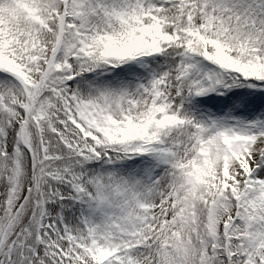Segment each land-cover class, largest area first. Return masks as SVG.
<instances>
[{"label":"snow or ice","instance_id":"obj_1","mask_svg":"<svg viewBox=\"0 0 264 264\" xmlns=\"http://www.w3.org/2000/svg\"><path fill=\"white\" fill-rule=\"evenodd\" d=\"M0 264H264V0H0Z\"/></svg>","mask_w":264,"mask_h":264}]
</instances>
